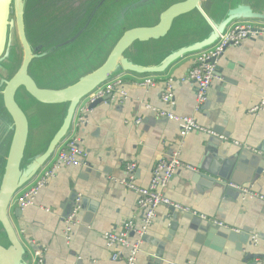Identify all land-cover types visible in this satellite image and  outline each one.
Segmentation results:
<instances>
[{
    "label": "crops",
    "instance_id": "1",
    "mask_svg": "<svg viewBox=\"0 0 264 264\" xmlns=\"http://www.w3.org/2000/svg\"><path fill=\"white\" fill-rule=\"evenodd\" d=\"M191 66L192 58L184 57L165 74L153 76L150 87L140 85L133 75H123L108 101L77 114L75 133L85 153L81 165L59 167L38 190L32 206L20 210L14 197L12 222L25 247L32 255L38 253L42 264H125L129 250L108 248L104 234L120 231L129 221L138 229L144 214L136 206L135 195L118 180L125 178L126 166L133 164L136 184L146 187L157 161L176 152L196 172L178 169L164 193L189 212L159 206L135 264H150L154 254L162 264H263L264 201L222 186L223 180L211 172L232 158L231 176L238 187L264 196V167L255 175L254 169L246 172L252 166L243 163L264 149V107L249 113L264 94V38H247L224 50L216 63L219 79L210 85L207 101L199 108L194 83L183 80ZM168 79H172V106L161 100ZM151 108L192 117L227 141L196 132L181 138L178 123L158 118ZM58 112L35 118L33 139L56 129ZM239 168L244 174H239ZM77 198L79 211L70 225L65 220ZM191 213L239 233L217 229ZM136 239L131 234L130 241ZM118 252L119 259H114Z\"/></svg>",
    "mask_w": 264,
    "mask_h": 264
},
{
    "label": "water",
    "instance_id": "2",
    "mask_svg": "<svg viewBox=\"0 0 264 264\" xmlns=\"http://www.w3.org/2000/svg\"><path fill=\"white\" fill-rule=\"evenodd\" d=\"M25 1L0 0V264H31V253L10 216L12 200L36 178L70 136L77 113L90 111L110 99L107 95L86 103L88 95L123 75L137 78L163 75L184 57L214 46L234 23H264V0H115V26H110V31L108 19L103 16L95 20V31L88 30V22L73 34H64L59 40L57 37L53 45L47 43L48 36L42 33L35 43L31 39L25 23ZM156 12L153 24L129 26L131 20ZM187 17H194L200 24L198 33L195 24L185 28ZM113 29H119L120 33L116 35ZM188 34L194 37L189 39ZM65 50L66 56L74 50L79 58L72 59L66 70L51 72L54 86H39L29 73L31 65ZM13 56L15 66L6 74L2 66ZM61 75L67 78L59 79ZM18 98L31 106V124L17 103ZM54 111H59L56 129L42 139H33L35 118L52 116ZM260 151L244 159V164L252 166L246 172L252 169L255 175L263 172L264 149ZM231 162L232 158L223 160L211 172L228 188H231L228 184L240 185L231 176L234 168ZM239 171L244 174V170ZM200 178L214 180L204 175ZM153 258L150 264H162L155 254ZM261 260L264 264V254Z\"/></svg>",
    "mask_w": 264,
    "mask_h": 264
},
{
    "label": "built area",
    "instance_id": "3",
    "mask_svg": "<svg viewBox=\"0 0 264 264\" xmlns=\"http://www.w3.org/2000/svg\"><path fill=\"white\" fill-rule=\"evenodd\" d=\"M264 38V23L255 22H237L228 28V30L221 35L217 43L211 48L192 56V66L188 72V75L183 80L192 81L195 85V104L199 108L207 101V92L213 81L218 80L216 63L218 59L223 55L224 50L227 47L237 46L243 40L247 38ZM121 77L115 78L112 81L102 85L85 99L86 103L93 102L97 99H101L109 95L115 87L121 85ZM154 77L138 78L139 84L145 87L153 85ZM161 100L168 106L173 105L172 95V79H168L165 84L164 92L161 95ZM264 107V94L259 100V103L249 110V113H256ZM158 118L174 121L179 125V135L184 138L191 133H203L208 136L216 137L221 141H227L226 137L217 135L214 131L206 129L199 125L196 120L188 116H177L169 111L156 110L151 108ZM83 110L80 111V113ZM78 114V113H77ZM74 120L72 132L70 136L61 144L57 149L53 161L50 165L37 177L36 181L32 186L25 187L15 197L16 202L20 210L32 206L38 190L46 185V183L55 176L57 169L61 166L64 167H78L84 161L85 153L79 148L78 138L75 133L76 119ZM79 120H82L79 118ZM140 120H137L139 123ZM237 146L238 144L235 143ZM186 169L192 172H196V169L190 165H187L180 161L178 152L174 153L170 157L162 158L157 161L154 165L150 181L146 187H140L135 181V169L133 164H129L125 169V178L118 180L119 184L131 191L136 197V206L139 208L143 215L142 226L135 229L134 223L129 221L123 225L118 232H107L104 234L106 246L110 249H128L129 256L125 260V264H135L136 257L139 253L140 245L147 229L152 223L155 217V210L159 206H165L171 210H178L182 212H189L186 208L173 203L165 196V189L167 188L173 175L178 169ZM229 187L239 190L245 197L255 198L264 201V196H261L251 189L241 188L232 184H228ZM80 199H75V207L71 213L66 217V223L72 225L73 220L77 212L79 211ZM193 216H198L200 219H207L203 215H196L191 213ZM213 225L219 228H226L233 232L239 233L238 230L227 228L221 222L215 219H207ZM70 229H67V233ZM135 235L137 238L135 241H130V236ZM252 240L256 241V237H252ZM121 252L113 255L114 259H119ZM31 264H42V259L39 258L38 253L35 255L31 254Z\"/></svg>",
    "mask_w": 264,
    "mask_h": 264
},
{
    "label": "flooded vegetation",
    "instance_id": "4",
    "mask_svg": "<svg viewBox=\"0 0 264 264\" xmlns=\"http://www.w3.org/2000/svg\"><path fill=\"white\" fill-rule=\"evenodd\" d=\"M30 1H25L27 6L25 23L27 22L33 34V28L38 26V19L42 15L45 18V25L40 30L45 34L49 32L46 39L49 44L54 45V39L58 37L59 40V37L64 36V34H73L88 22V30L95 31V20L103 19V16L108 19V31L115 26V0H32V12H30ZM99 4L102 6L96 9ZM93 21L94 23H92Z\"/></svg>",
    "mask_w": 264,
    "mask_h": 264
},
{
    "label": "rangeland",
    "instance_id": "5",
    "mask_svg": "<svg viewBox=\"0 0 264 264\" xmlns=\"http://www.w3.org/2000/svg\"><path fill=\"white\" fill-rule=\"evenodd\" d=\"M31 3V7H30V12H32L33 10V6H32V0L30 1ZM40 8V7H39ZM42 8V7H41ZM43 9V8H42ZM29 15H32V14H29ZM142 19H133L131 20V23H129V26H132V25H148V24H153L155 21H156V16H157V12L156 13H150V14H144L142 15ZM138 19V20H137ZM184 24H185V28L187 27L188 24H195L196 25V32L198 33V29H199V26L200 24L194 19V17H187V19L184 21ZM45 25V18L42 17L41 15V18L38 19V26L36 27L35 26V29L33 28L34 30V33L32 34L31 33V30L29 29V33H30V37L31 39L33 40V42L35 43L36 40H38L41 36V30L40 28ZM128 26V27H129ZM183 30V32H186V30ZM112 32H115L116 35H118L120 33L119 29H113ZM46 36H49V32L48 33H42ZM189 35V39L193 38L194 35ZM188 40V39H187ZM176 44H172L168 47H166L164 49V52H166L169 48L175 46ZM68 50H65V51H61L60 53L54 55L51 59H46V60H42L40 62H34L30 69H29V73L30 75L32 76V78L36 81V83L39 85V86H43V85H51V86H54V79L53 77L51 76V72L53 70H58V69H64L66 70V68L69 66L68 64L71 62L72 59H77L79 58V55H77L75 53V51H71L67 56L65 55V53L67 52ZM13 58L14 56L10 59L9 62H7L6 64H4L2 66L3 68V71L4 73H9L10 70H12L15 66V61H13ZM15 59V58H14ZM143 58H140V61H142ZM19 62V61H17ZM18 66V65H17ZM16 66V67H17ZM41 72H40V71ZM61 73H57V75H60ZM67 78L66 75H61L59 77V79H65ZM17 103L19 104V106L22 108V110L25 112L28 120H29V123L31 124L32 121H33V110L31 108V106H27L26 102L21 99V98H18L17 99ZM31 108V109H30Z\"/></svg>",
    "mask_w": 264,
    "mask_h": 264
}]
</instances>
